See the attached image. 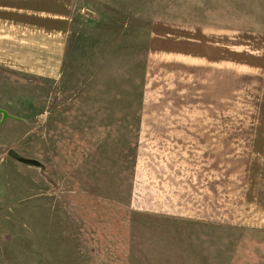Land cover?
Segmentation results:
<instances>
[{
  "label": "rangeland",
  "instance_id": "1",
  "mask_svg": "<svg viewBox=\"0 0 264 264\" xmlns=\"http://www.w3.org/2000/svg\"><path fill=\"white\" fill-rule=\"evenodd\" d=\"M160 22L264 32V0H73L58 77L0 69V264H264V73L187 82L149 46ZM158 121L225 150L199 160L184 124L169 165ZM174 170L168 207L149 175Z\"/></svg>",
  "mask_w": 264,
  "mask_h": 264
},
{
  "label": "crops",
  "instance_id": "2",
  "mask_svg": "<svg viewBox=\"0 0 264 264\" xmlns=\"http://www.w3.org/2000/svg\"><path fill=\"white\" fill-rule=\"evenodd\" d=\"M72 8L73 0H0V69L45 78L58 77L64 63ZM151 28L148 41L150 48H157L158 57L164 58L166 63L173 57L178 67L175 73L185 72L187 82L197 78L200 67L202 72L208 74V80L216 81L217 84L213 88L221 91L225 90V84L230 90L232 74L243 76L246 73H264V32L216 23L160 22L153 23ZM175 76L185 84L183 74L181 77ZM192 85H187L185 90L191 91ZM183 88L177 89L176 95L183 96ZM201 123L194 121L153 123V128L162 130L155 135L164 145L165 162L172 165L170 160L175 158L180 164L177 154L180 155L179 151L183 150L184 124L197 125L193 127L197 131H193L196 141L191 152L193 154L194 151L197 152L199 160L209 161L212 159L211 155L215 156L216 151L224 152L225 147L216 148L214 137L210 136L213 134L210 129L214 127L208 122L199 126ZM209 154L210 157H205ZM166 169L165 163L164 169L161 168L160 171ZM199 173H202L200 175L202 178L212 172L203 168ZM149 176V181L151 180L155 186L164 180V187H156V192H168V198H172V201L167 202L168 207L180 200L184 191L183 172L168 171L159 181L152 173ZM199 180L203 182L199 188L208 193L207 185L204 183L205 181L208 183V180ZM201 199L202 203H208L206 199ZM210 202L213 206L212 198Z\"/></svg>",
  "mask_w": 264,
  "mask_h": 264
},
{
  "label": "water",
  "instance_id": "3",
  "mask_svg": "<svg viewBox=\"0 0 264 264\" xmlns=\"http://www.w3.org/2000/svg\"><path fill=\"white\" fill-rule=\"evenodd\" d=\"M0 112L2 113V115H3V118L2 119H4V118H6L8 115H7V113L5 112V111H3V110H1L0 109ZM20 159H23V158H20ZM24 160V159H23ZM26 161V160H25Z\"/></svg>",
  "mask_w": 264,
  "mask_h": 264
}]
</instances>
